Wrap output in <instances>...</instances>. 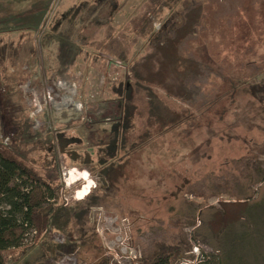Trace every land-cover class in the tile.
<instances>
[{"label": "rangeland", "instance_id": "obj_1", "mask_svg": "<svg viewBox=\"0 0 264 264\" xmlns=\"http://www.w3.org/2000/svg\"><path fill=\"white\" fill-rule=\"evenodd\" d=\"M94 1L0 0V54L4 49L0 132L19 135L18 151L26 159L44 162L53 156L52 174L60 176L71 202L85 198H77V191L86 181L92 184L90 191L99 184V177L91 171L94 165L85 164L82 157L90 154L93 164L97 163V147L107 139L106 128L118 119L117 99L108 90V80L125 78L128 64L146 54L149 45L148 37L137 34L148 16V0H119L122 12L113 25L120 42L114 49L118 55L128 49V58L123 61L117 54H100L109 69H118L112 75L83 60L76 81L70 83L77 95L72 102L81 110L74 106L65 119L66 108L60 110L47 94L55 79L48 51L52 47L45 37L66 25L69 12L77 5ZM198 1L207 12L203 29L212 31L202 43L184 44L182 53L208 66L201 79L206 83L204 99L232 87L222 81V74L241 82L236 106L213 127L184 123L134 154L122 151L123 159H131L127 169L130 188L116 198L125 216L105 206L97 210L95 244L84 245L79 254L72 255L78 264H93L94 255L102 253L117 264H135L136 257L149 252L154 242L176 236L186 237L193 245V257L177 264H192L203 253L218 255L224 249L233 251L235 263L248 264L240 258L264 256V155L259 152L264 146V32L254 35L250 54L230 51V42L214 30L221 32V28L231 39L245 0ZM164 17L166 21L174 12L168 10ZM160 25L156 23L157 28ZM106 29L93 24L82 32L88 36L91 52L100 53L99 42L107 40ZM110 58L120 67L110 65ZM32 90L37 96L32 94L27 104L23 94ZM66 129L81 140V144L70 145L77 153L72 157L57 143L58 133ZM68 169L80 174L86 171L87 180L67 184L64 173ZM54 237L62 240L60 234Z\"/></svg>", "mask_w": 264, "mask_h": 264}, {"label": "trees", "instance_id": "obj_2", "mask_svg": "<svg viewBox=\"0 0 264 264\" xmlns=\"http://www.w3.org/2000/svg\"><path fill=\"white\" fill-rule=\"evenodd\" d=\"M118 1L95 0L77 5L69 12L66 25L47 33V45L53 46L49 53L56 82H74L83 60L101 71L118 72L109 69L100 55L117 54L114 48L120 41L113 23L122 8ZM179 4L181 9H177ZM148 10L147 19L137 32L149 39L146 54L128 64L125 78L108 80V90L117 99L114 111L118 119L106 128L107 139L97 147V163L93 164L90 154L82 157L85 164L94 165L91 171L99 177V184L84 199L66 204L64 183L60 176L52 174L54 157H46L44 162L26 159L18 151L19 135L0 132V264H57L66 255L79 254L84 245L93 247L97 210L105 206L104 209L125 216L126 211L119 207L116 198L130 188L127 169L131 159H123L119 155L122 151L134 154L184 123L213 127L235 108L241 82L222 74V81L232 87L204 99L206 83L201 79L208 66L203 60L182 53L184 44L202 43L212 31L203 29L205 5L198 0H148ZM168 10L174 12V17L164 21ZM157 22L161 23L159 28ZM93 24L107 28V40L99 42L100 53L87 48L88 36L82 34ZM234 26L231 39L221 28V32L216 29L214 33L230 42V51L250 54L254 35L264 32V0H245ZM127 50L117 54L119 59L127 60ZM2 51L0 58L4 56ZM67 113L65 119L69 118ZM57 143L72 157L77 153L70 145L81 144V140L66 129L58 133ZM259 152L264 155V146ZM196 194L204 195L198 191ZM31 230L37 234L28 245L25 239ZM55 234L63 235L64 240L58 241ZM102 254L94 255L93 264H117L112 256ZM189 257H193V245L186 237L176 236L170 241L154 242L149 252L136 258L135 264H177ZM234 259L233 251L224 249L218 255L201 254L195 264H242ZM240 260L264 264L261 255Z\"/></svg>", "mask_w": 264, "mask_h": 264}, {"label": "built area", "instance_id": "obj_3", "mask_svg": "<svg viewBox=\"0 0 264 264\" xmlns=\"http://www.w3.org/2000/svg\"><path fill=\"white\" fill-rule=\"evenodd\" d=\"M109 64L110 65H112V64H114L115 66H117L116 65V60H114V59H112V58H110L109 59ZM122 66V65H121ZM117 67H120V66H117ZM60 86H62L61 88H63V83H60ZM47 94H48V98H49V100L51 101V102H53V104H59V102H61V101H63L64 100V95H63V93H61L60 91L58 92V91H56V89L54 88V87H49V89L47 90ZM64 178H65V173H64ZM68 184V183H67ZM77 193H78V191H77ZM64 199H65V202H66V204H69V203H71V199L68 197V196H66V195H64ZM37 234V231L36 230H31L29 233H27V235H26V239H25V243L26 244H31V243H33V241H34V238H35V235ZM60 237H61V241H63L64 240V237H63V235H61L60 234ZM138 257V256H137ZM136 257V258H137ZM69 261L70 263L69 264H78V262L76 261V259L75 258H73V256L72 255H66L64 258H62L60 261H58L59 262V264H63L64 262L66 263V261ZM197 261V260H196ZM196 261H192L193 263L192 264H195L196 263Z\"/></svg>", "mask_w": 264, "mask_h": 264}, {"label": "crops", "instance_id": "obj_4", "mask_svg": "<svg viewBox=\"0 0 264 264\" xmlns=\"http://www.w3.org/2000/svg\"><path fill=\"white\" fill-rule=\"evenodd\" d=\"M121 6H122V4H121ZM121 12L122 11H120L119 14ZM119 14H117V15H119ZM49 46L52 47L51 49L49 48V50H48L50 52V51H52L53 46L52 45H49ZM60 83H63V85H64L63 88H61L62 86H60ZM70 83L72 84L74 82H68V81H65V80H59L57 82L55 81V84L52 85V87H54L56 89V91H58V92L59 91L60 92L62 91L63 92V95H64V92H66V93L69 94L68 97L66 95H64V100L61 101V102H59V104H56V105H58V108H60V110H62L63 108L64 109L66 108V110L68 112H71L70 110H73L74 111V106H75V108H78V110H81V108H79V106H77V104H74L72 102L73 99H74V97L75 96L77 97V95H76L75 89H72L73 86ZM26 87H29V86H26ZM32 94H34V96H37L36 93L33 90H32V92H29V93L28 92H26V93L24 92L23 97H24V99H25V101H26L27 104H29V101H31ZM37 101H38V99H37ZM66 104L69 105V106L68 107L67 106L64 107ZM81 172L83 174L85 173V175L87 176L86 171H81Z\"/></svg>", "mask_w": 264, "mask_h": 264}, {"label": "bare ground", "instance_id": "obj_5", "mask_svg": "<svg viewBox=\"0 0 264 264\" xmlns=\"http://www.w3.org/2000/svg\"><path fill=\"white\" fill-rule=\"evenodd\" d=\"M76 173H77V175H76ZM79 179L87 180L85 173L84 174L83 173L80 174V172H75L74 169H68V170H66V172H65V181L68 184L75 183ZM91 188H92V184L87 183V181H86L84 183V186H82V187L79 188L77 198H83L86 195H88V193L90 192V189Z\"/></svg>", "mask_w": 264, "mask_h": 264}]
</instances>
